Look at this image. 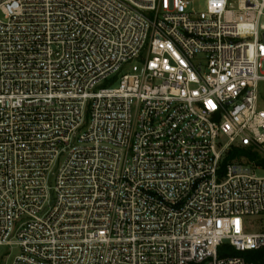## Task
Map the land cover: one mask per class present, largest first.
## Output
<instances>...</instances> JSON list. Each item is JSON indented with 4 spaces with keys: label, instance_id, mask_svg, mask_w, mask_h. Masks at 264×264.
<instances>
[{
    "label": "built area",
    "instance_id": "2783aa9c",
    "mask_svg": "<svg viewBox=\"0 0 264 264\" xmlns=\"http://www.w3.org/2000/svg\"><path fill=\"white\" fill-rule=\"evenodd\" d=\"M261 83L264 0H0V251L247 264Z\"/></svg>",
    "mask_w": 264,
    "mask_h": 264
},
{
    "label": "trees",
    "instance_id": "16d2710c",
    "mask_svg": "<svg viewBox=\"0 0 264 264\" xmlns=\"http://www.w3.org/2000/svg\"><path fill=\"white\" fill-rule=\"evenodd\" d=\"M240 157H246L251 162L258 163L264 166V161L259 157V155L242 148L232 150L226 158L225 163ZM219 256H240L244 258L247 264H264V250L239 253L232 249L229 245H224L219 248Z\"/></svg>",
    "mask_w": 264,
    "mask_h": 264
},
{
    "label": "rangeland",
    "instance_id": "374dc122",
    "mask_svg": "<svg viewBox=\"0 0 264 264\" xmlns=\"http://www.w3.org/2000/svg\"><path fill=\"white\" fill-rule=\"evenodd\" d=\"M204 8L203 4L194 3L193 9L196 11H200ZM261 88V94H262V100L260 102V108H264V83L260 84ZM259 176H264V171H258ZM248 227L250 231H256V232H264V216L257 217V218H250L248 219ZM18 248H13L12 251L8 247H3L0 251V257H3L2 262L0 261V264H11L14 257L19 254Z\"/></svg>",
    "mask_w": 264,
    "mask_h": 264
},
{
    "label": "snow or ice",
    "instance_id": "6c2138e0",
    "mask_svg": "<svg viewBox=\"0 0 264 264\" xmlns=\"http://www.w3.org/2000/svg\"><path fill=\"white\" fill-rule=\"evenodd\" d=\"M213 107H214V105H213Z\"/></svg>",
    "mask_w": 264,
    "mask_h": 264
}]
</instances>
